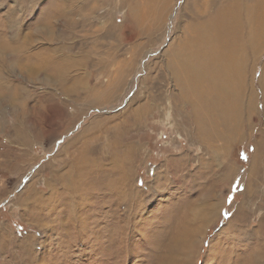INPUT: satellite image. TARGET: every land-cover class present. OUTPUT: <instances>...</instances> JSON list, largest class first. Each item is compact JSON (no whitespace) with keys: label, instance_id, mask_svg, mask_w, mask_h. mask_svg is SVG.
<instances>
[{"label":"rangeland","instance_id":"374dc122","mask_svg":"<svg viewBox=\"0 0 264 264\" xmlns=\"http://www.w3.org/2000/svg\"><path fill=\"white\" fill-rule=\"evenodd\" d=\"M0 264H264V0H0Z\"/></svg>","mask_w":264,"mask_h":264},{"label":"bare ground","instance_id":"6f19581e","mask_svg":"<svg viewBox=\"0 0 264 264\" xmlns=\"http://www.w3.org/2000/svg\"><path fill=\"white\" fill-rule=\"evenodd\" d=\"M236 3V2H235ZM232 9H230V10H228V11H223V12H221V16L218 14V18L217 19H220L219 20V24H220V26H222V19H226V18H233V19H235L237 22H235L236 24H238L239 23V9L237 8V6H233V7H231ZM219 26V27H220ZM218 27V28H219ZM222 28V27H221ZM220 28V29H221ZM210 32H211V30H209Z\"/></svg>","mask_w":264,"mask_h":264}]
</instances>
